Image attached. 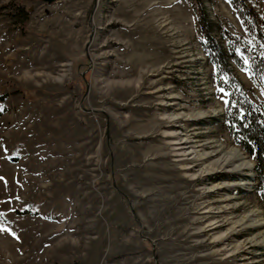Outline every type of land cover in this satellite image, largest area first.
<instances>
[{
    "label": "rangeland",
    "instance_id": "rangeland-1",
    "mask_svg": "<svg viewBox=\"0 0 264 264\" xmlns=\"http://www.w3.org/2000/svg\"><path fill=\"white\" fill-rule=\"evenodd\" d=\"M200 1L0 0V264H264L201 14L227 52L258 40L233 0ZM234 146L254 176L218 170Z\"/></svg>",
    "mask_w": 264,
    "mask_h": 264
},
{
    "label": "trees",
    "instance_id": "trees-1",
    "mask_svg": "<svg viewBox=\"0 0 264 264\" xmlns=\"http://www.w3.org/2000/svg\"><path fill=\"white\" fill-rule=\"evenodd\" d=\"M199 7L201 8V1ZM235 7H240L245 27L251 30L250 35L258 40V45H252L242 35L224 37L230 47L227 52L213 36V24L207 22L205 13L201 14L202 23L206 26L203 44L208 56L216 65L218 86L228 93L225 121L235 142L239 144L256 161V177L258 192L264 203V101L256 102L248 95L245 86L237 79L231 66L233 60L242 68L248 70L254 78H258L264 86V37L258 28V20L252 9L246 7L245 0H233ZM198 7V8H199ZM199 8V9H200ZM204 10V9H203ZM24 24L28 15L24 17ZM246 18L248 21H246ZM209 24V25H207ZM222 32V30L220 29ZM227 34V33H226ZM238 50L245 55V61L240 58Z\"/></svg>",
    "mask_w": 264,
    "mask_h": 264
},
{
    "label": "bare ground",
    "instance_id": "bare-ground-1",
    "mask_svg": "<svg viewBox=\"0 0 264 264\" xmlns=\"http://www.w3.org/2000/svg\"><path fill=\"white\" fill-rule=\"evenodd\" d=\"M181 117L182 116L179 115L177 117V119H179ZM187 140H185L184 142H181V143H187L188 142ZM184 147L189 148L188 146H184ZM217 152H219V151H217ZM224 152H225L224 155L221 158H219L215 164L218 167V170H221L223 168L229 169L230 168L229 166L236 163V171L237 170L238 171L239 170L240 171L248 170L251 172L250 175H253V176L255 175L254 169H253L255 164L248 158V156H245V153L242 152L238 146H234L230 150H227ZM188 168H191V166H188ZM232 182L225 184V185H227V186L238 185L239 186V185H243V184H252L251 179L249 180V182H241V181L237 182V183H232ZM230 198H232V197H230ZM230 198H228V199H230ZM256 215H258V214L253 213V212H251L247 215L249 217V219L251 220L250 226L252 225L254 227H257V226H261L264 223V217L257 218ZM255 217L257 219H255ZM263 241H264V239H263Z\"/></svg>",
    "mask_w": 264,
    "mask_h": 264
},
{
    "label": "water",
    "instance_id": "water-1",
    "mask_svg": "<svg viewBox=\"0 0 264 264\" xmlns=\"http://www.w3.org/2000/svg\"><path fill=\"white\" fill-rule=\"evenodd\" d=\"M42 1L51 4V3H54L56 0H42ZM255 177H256V176H255Z\"/></svg>",
    "mask_w": 264,
    "mask_h": 264
},
{
    "label": "snow or ice",
    "instance_id": "snow-or-ice-1",
    "mask_svg": "<svg viewBox=\"0 0 264 264\" xmlns=\"http://www.w3.org/2000/svg\"><path fill=\"white\" fill-rule=\"evenodd\" d=\"M245 62H247V61H245ZM221 91L223 92L224 90H223V89H221ZM225 103L227 104V103H228V101H225Z\"/></svg>",
    "mask_w": 264,
    "mask_h": 264
}]
</instances>
